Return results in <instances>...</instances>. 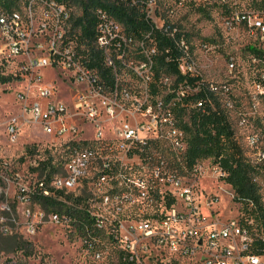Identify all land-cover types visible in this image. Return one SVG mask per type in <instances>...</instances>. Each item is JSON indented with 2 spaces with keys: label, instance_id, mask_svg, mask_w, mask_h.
I'll use <instances>...</instances> for the list:
<instances>
[{
  "label": "built area",
  "instance_id": "1",
  "mask_svg": "<svg viewBox=\"0 0 264 264\" xmlns=\"http://www.w3.org/2000/svg\"><path fill=\"white\" fill-rule=\"evenodd\" d=\"M175 1L178 6L188 4L215 13L219 35L227 46L241 41L240 50L226 55L228 80H224L223 72L218 78L203 70L188 34L179 25L152 20L158 0L146 1L145 10L153 26L140 38L128 35L107 12L98 11L92 46L100 51L108 78L89 65L94 56L86 45L71 37L74 27L65 5L54 0H30L19 9H0L2 50L17 59L19 73L13 75L28 82L17 94L20 115L6 123L7 139L10 144L19 142L23 118L43 134L62 140L69 154L63 171L48 180L46 175L40 178L37 171L47 158L39 149L33 155L28 152L23 157L32 159L31 181L26 183L16 168H10L0 143V228L4 234H12L22 225L20 229L33 237L47 222L69 219L45 210L36 196L73 195L83 181H94L96 188L108 185L101 203L112 213L109 234L116 236L115 240L120 238L126 264H150L145 257L148 251L154 252V264H264V225L256 222L252 203L246 212L242 203L234 201L241 206L236 216L221 220L215 208L219 196H208L202 204L197 184L178 177L188 172L198 174V167L183 166L177 177L169 174L171 188L162 196L157 194L156 199L155 181L161 176L163 162L153 169L154 178L148 181L136 175L143 169L140 163L130 164L146 156L152 143L161 141L180 161L188 148L180 112L205 111L218 101L229 113L247 163L257 172L255 182L264 206V0ZM156 32L173 44L164 51L167 61H174L179 71L163 74L160 80L156 79V63L161 41ZM209 45H203L207 52L212 50ZM42 69L63 74L77 88L71 102L56 96L54 80L41 84ZM241 79L243 86L235 89L232 83L240 84ZM94 167H98L97 172L91 177L89 171ZM214 170L219 172V179L224 177L218 165ZM10 188H14L11 196ZM229 196L234 200L233 193ZM154 198L164 204L162 209L149 212L146 206ZM59 200L65 202L63 197ZM17 206H23L21 222ZM89 215L94 227L101 228L100 216Z\"/></svg>",
  "mask_w": 264,
  "mask_h": 264
},
{
  "label": "rangeland",
  "instance_id": "2",
  "mask_svg": "<svg viewBox=\"0 0 264 264\" xmlns=\"http://www.w3.org/2000/svg\"><path fill=\"white\" fill-rule=\"evenodd\" d=\"M79 1L80 0L68 1L76 16L82 13ZM25 2L26 0H18L17 4L13 5L14 7L12 6V8H15V6L22 7ZM0 9H4V7L0 6ZM172 9L174 10L173 13L170 12ZM40 17L41 12L39 10L36 16L38 23L41 20ZM151 17L152 20L158 24L166 20L179 25L180 28L188 34L194 47V53L197 55L198 63L203 70L218 78H221L224 73V80H228L226 76L225 58L229 52L241 49V41L233 42L228 46L225 44V41L221 39L218 32L217 16L215 13L211 15L205 14L188 4L178 6L175 0H158V8L151 14ZM204 43L210 44L209 47L212 50L207 52L203 48ZM18 68L17 59L10 58L7 53L2 50L0 44L1 153L10 162V168H16L19 174L22 175V180L28 183L31 181L29 168L32 159L28 157L25 160L23 156L27 155L30 147L37 146L45 159L53 156L52 164L56 166L58 172L63 171L62 167L69 156L67 152H65L62 140L53 139V137L43 134L38 127L25 122L23 118H20L19 142L17 144H10L7 139L5 134L6 123L8 120L19 116L21 112L17 94L24 91L28 84L25 78H21L18 74L13 75L18 72ZM41 72L43 75L41 84L47 85V83H52L54 80L56 96H60L65 102H71L73 93L76 92L77 88H73L71 83L68 82L69 80L65 78L66 76L63 74L57 76L51 69H42ZM2 78H8L9 81L3 83L1 81ZM64 78L66 80L63 82ZM243 83L244 80L242 79L240 84L234 80L232 86L236 89L239 86H243ZM41 84H37L35 88L38 89ZM46 149H49L51 155L45 154ZM177 160L179 161L169 146L161 141L149 146L146 150V156L141 158V160L136 159L130 164L134 162L140 163L139 165L143 166V169L136 175L147 181L153 180V169L157 166H162L161 176L155 181V183L157 182L155 185L158 186L155 196L157 199V194L162 196L166 190L171 188L169 174H175L176 177L180 174V169H182L183 166L182 168H178L175 165V161ZM160 162L163 163L160 164ZM196 167L200 169V173L191 174V172H188V174L183 175V177L178 176L180 180L186 183L197 184L198 197L202 204H206L208 196H219V206H215V208L218 209L217 216L221 217V220L236 216L241 206L235 203L231 196H229V193L234 194V191L224 180L219 179V172L214 170L216 165L213 161L202 160ZM97 168L98 167H94L92 171H89L91 177H94ZM93 182L94 181H83L75 194H73L74 197L82 196L83 200L81 203L73 200H65L66 207L70 208L72 212V216L69 217V219L59 223L47 222L40 227L38 233L33 237L27 236L25 231L20 229L22 225L14 229L13 234H17L23 241L30 242L33 245L32 249L28 251V254L31 255L26 256L24 251L9 253L0 250V264H117V251L121 246L120 238L118 237V240H115L116 236L114 238L112 234H109L113 226L110 222L112 213L101 203V197L107 192L108 185L96 188ZM13 190L14 188L8 190L10 196L13 194ZM155 198L146 206L149 212L156 211L160 209V207L162 209L164 202L157 201ZM22 207L23 206H17L16 208L19 211V222L24 220L22 216ZM89 212L100 216L102 221L101 228H96L91 225L85 229L81 227L79 224L80 217L78 216L81 215L85 217ZM203 212L205 215L209 213L205 206H203ZM89 229L91 230V234H87ZM6 238L2 241V245L4 248L9 249L10 242L8 241V237ZM145 255L148 263L154 264L156 262V260H152L154 256L153 251H148Z\"/></svg>",
  "mask_w": 264,
  "mask_h": 264
},
{
  "label": "trees",
  "instance_id": "3",
  "mask_svg": "<svg viewBox=\"0 0 264 264\" xmlns=\"http://www.w3.org/2000/svg\"><path fill=\"white\" fill-rule=\"evenodd\" d=\"M18 0H0V6L5 10L19 9L21 6L17 4ZM30 0H26L28 4ZM59 4L65 5L71 12L72 26L74 33L71 37L78 40L80 44L86 45V50L94 56V60L89 65L96 67L100 72L105 74L106 78L108 70L104 68L103 58L100 51H97L92 46L94 40L95 28L98 24V11L107 12L116 21L122 24L128 35L135 38H140L143 33L152 29L153 22L147 17L145 10L147 0H80L82 13L76 16L73 13L72 6L69 5V0H54ZM14 7V6H13ZM200 12L211 15V13L202 7H195ZM160 42L161 53L158 56L156 63V79L160 80L163 74H179L177 64L174 61H167V54L164 49L167 46L173 47L171 41L165 37L155 33ZM92 60V58L90 59ZM179 79H181L179 77ZM3 83L9 81L8 78H2ZM157 91V89L155 90ZM180 126L185 131L187 136L188 148L184 157L180 161H175L178 168L182 166L187 169H193L202 160H211L215 165H218L225 174L221 180L230 185L234 191V201L242 203V207L246 212H249L250 203L253 204L252 214L255 216L256 222L264 225V206L261 202V190L255 182L256 170L246 161L244 150L238 143L235 135V129L229 113L224 108H221L220 103L215 101L214 108L208 107L205 111H192L187 114L185 111L180 112ZM157 144V143H152ZM151 145V146H152ZM68 154V150L65 148ZM29 154L33 155L38 152L37 146H32L28 149ZM45 154H50L49 149L45 150ZM69 155V154H68ZM53 156L41 163L37 169L40 178L47 176L49 180L58 170L52 164ZM178 159V158H177ZM181 166V167H180ZM63 197L66 201L82 202V196L63 195L60 194L54 197H41L37 195L35 200L48 212L65 214L68 217L72 216L70 208L66 207L64 201L59 200ZM3 200L0 196V202ZM1 214V212H0ZM74 215V214H73ZM79 224L82 228L94 226V219L88 214L87 216H78ZM91 230L87 231L90 234ZM8 237L10 242L9 249L4 248L2 241ZM7 239V238H6ZM33 245L30 242H25L17 234H4L0 228V250L6 252L24 251L26 256L29 249ZM117 264H126V253L121 248L118 249Z\"/></svg>",
  "mask_w": 264,
  "mask_h": 264
}]
</instances>
